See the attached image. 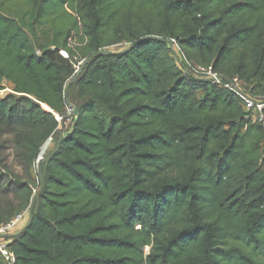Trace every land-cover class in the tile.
I'll list each match as a JSON object with an SVG mask.
<instances>
[{
	"label": "trees",
	"instance_id": "trees-1",
	"mask_svg": "<svg viewBox=\"0 0 264 264\" xmlns=\"http://www.w3.org/2000/svg\"><path fill=\"white\" fill-rule=\"evenodd\" d=\"M233 78L264 95V0H0V127L38 181L0 170L36 198L14 264H264V129Z\"/></svg>",
	"mask_w": 264,
	"mask_h": 264
},
{
	"label": "rangeland",
	"instance_id": "rangeland-1",
	"mask_svg": "<svg viewBox=\"0 0 264 264\" xmlns=\"http://www.w3.org/2000/svg\"><path fill=\"white\" fill-rule=\"evenodd\" d=\"M122 48L123 46H118L115 49L119 50ZM63 55L66 56L65 54ZM78 68V66L75 67L76 70H78ZM10 94H12L10 86L4 85V89L0 92V98H3ZM69 101L73 107L80 105L74 88L69 91ZM69 114L70 110L68 109L66 113L67 119L64 122V127H60L56 137H50L42 146L38 156V161L36 162L34 168L35 173L38 172L37 166L39 161L44 160L54 150L57 142V136H59L61 132H66L67 129H69L71 125V118L68 117ZM57 118L58 120H61L60 117ZM20 154V150L13 143L12 133L7 131L5 128L0 127V170L4 172H10L13 178L19 179L23 184H28L30 186L32 196L36 191L38 181L29 178L28 173L25 170V166L20 158ZM262 166H264V161ZM9 180L12 182V179ZM10 181H8L7 178L0 177V215L1 213L14 211L13 215L23 214L25 219L26 217H28V210L31 204V200L24 208H21L20 194L17 192L15 185L9 184ZM145 252L147 253L148 249H146Z\"/></svg>",
	"mask_w": 264,
	"mask_h": 264
},
{
	"label": "built area",
	"instance_id": "built-area-1",
	"mask_svg": "<svg viewBox=\"0 0 264 264\" xmlns=\"http://www.w3.org/2000/svg\"><path fill=\"white\" fill-rule=\"evenodd\" d=\"M196 72L203 78L210 79L213 83L221 84L215 73L212 72L211 68L198 67ZM224 88L235 91L240 94L241 99L244 102L245 107V118L253 123L258 124L264 129V95L240 93L243 87L242 82L238 78H233L223 84ZM24 220L23 214H17L8 222L0 226V236L13 235L19 229L20 225ZM9 242L6 240H0V256L4 258L10 264H14V254L8 249Z\"/></svg>",
	"mask_w": 264,
	"mask_h": 264
},
{
	"label": "water",
	"instance_id": "water-1",
	"mask_svg": "<svg viewBox=\"0 0 264 264\" xmlns=\"http://www.w3.org/2000/svg\"><path fill=\"white\" fill-rule=\"evenodd\" d=\"M146 39H152V40H155V41L159 40L158 38H146ZM133 46H134V44L130 45L129 48H127L122 53H125V52L129 51ZM169 46L172 49V44L171 43H169ZM106 53H107L106 51L97 52V53L91 55L89 58H87L84 62H82L80 64V70L74 76V78L72 79L71 83L69 84V86L67 87V89L65 91L66 97L68 96L69 87L72 86L76 82V80L80 76V74H81L82 70L85 68V66L87 64H89L92 60H94L96 57L102 56V55H104ZM175 58H176L177 62L180 64L181 61L179 60L177 55H175ZM218 80H221V77H218ZM66 104H67L68 109L70 110V114L68 115V117H70V118L77 117L78 110L71 105V103H70L68 98L66 100ZM61 127L62 128L64 127V122L61 123ZM64 135H65V132H61L59 134V138H58V140L56 142L54 150L51 152V154L49 156H47L44 160H42L41 165H43L44 163L49 162L50 159L55 155V153L58 151V149L60 147V144H61V142H62V140L64 138ZM38 174H39V186H40V191H41L42 188H43V174H42V168L41 167L39 168ZM35 201H36V198H34L33 201H32V205H31L30 210H29L28 220H27L25 226L23 227V229L21 230V232L26 230L30 226V224L32 222V212H33V209H34V206H35ZM20 233L13 234V235H7V236H0V240H10L13 237H17L18 235H20Z\"/></svg>",
	"mask_w": 264,
	"mask_h": 264
},
{
	"label": "crops",
	"instance_id": "crops-1",
	"mask_svg": "<svg viewBox=\"0 0 264 264\" xmlns=\"http://www.w3.org/2000/svg\"><path fill=\"white\" fill-rule=\"evenodd\" d=\"M27 219H28L27 217L24 219V221L22 222V224H21L20 227H19V230L22 229V227L24 226V224H25V222L27 221ZM19 230H18V231H19Z\"/></svg>",
	"mask_w": 264,
	"mask_h": 264
}]
</instances>
